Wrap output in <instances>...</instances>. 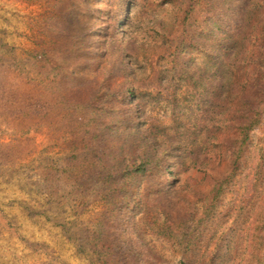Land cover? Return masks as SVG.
<instances>
[{
  "label": "rangeland",
  "instance_id": "obj_1",
  "mask_svg": "<svg viewBox=\"0 0 264 264\" xmlns=\"http://www.w3.org/2000/svg\"><path fill=\"white\" fill-rule=\"evenodd\" d=\"M0 264H264V0H0Z\"/></svg>",
  "mask_w": 264,
  "mask_h": 264
},
{
  "label": "trees",
  "instance_id": "obj_2",
  "mask_svg": "<svg viewBox=\"0 0 264 264\" xmlns=\"http://www.w3.org/2000/svg\"><path fill=\"white\" fill-rule=\"evenodd\" d=\"M114 0H108V3H111L113 2ZM80 4V2L78 1H74L71 3L70 7L71 8H74V7H77L78 5ZM81 20H79V18H74V19H70V22L75 25L76 23H79Z\"/></svg>",
  "mask_w": 264,
  "mask_h": 264
}]
</instances>
